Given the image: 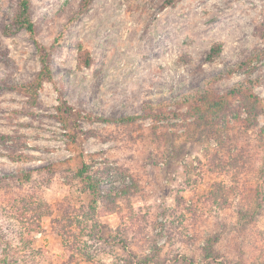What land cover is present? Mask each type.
<instances>
[{
	"label": "rangeland",
	"instance_id": "1",
	"mask_svg": "<svg viewBox=\"0 0 264 264\" xmlns=\"http://www.w3.org/2000/svg\"><path fill=\"white\" fill-rule=\"evenodd\" d=\"M18 1L0 0V87L28 83L37 44H58L36 105L0 91V264H264V56L238 68L264 50V0H30L34 38L10 28ZM256 79V116L228 98L201 120L180 100ZM145 104L164 116L100 121Z\"/></svg>",
	"mask_w": 264,
	"mask_h": 264
},
{
	"label": "trees",
	"instance_id": "2",
	"mask_svg": "<svg viewBox=\"0 0 264 264\" xmlns=\"http://www.w3.org/2000/svg\"><path fill=\"white\" fill-rule=\"evenodd\" d=\"M92 0H82L81 11L86 9ZM173 0H167L166 3H171ZM78 14H80V12ZM10 28L14 33L19 31H25L29 37L34 38L37 35V29L34 26L31 19V2L30 0H19L16 8L14 10V15L10 24ZM60 38V36L58 37ZM58 44V39H56L50 46L49 51L46 48L38 46V58L40 69L36 75L25 84L8 86L4 85L0 87V91H15L24 95L28 100L29 105L34 106L37 103L38 95L43 87L45 81L51 80V70L49 67V57L50 53L55 50ZM221 46L216 45L211 49L209 54V59L214 58L220 51ZM79 53V63L84 67H90L91 57L87 48L79 44L77 46ZM264 56V50L255 52V54L249 55V58L239 64L238 68H244L249 66L254 59L259 60ZM259 83V79L254 81L246 80L243 84H239L237 88H232L228 90L225 94H220L217 91L210 90L208 88L195 89L180 97L182 103H187L189 106V112L187 113L190 117H197L198 119L204 118L206 115H214L221 113L226 110L230 105L232 98H240L242 101V107L247 112L248 116L251 113H260V103L252 93L251 88L254 84ZM167 105L165 104H145L143 106V114L141 116H126L119 119H101L100 121L119 123V124H129L137 119H151L152 121H159L166 111ZM202 117V118H201ZM248 121V120H247ZM259 135L264 137V127L259 131ZM262 137V136H261ZM1 138V136H0ZM88 167L83 165L82 168L76 170L74 176L81 181L86 182L85 191L91 197V210L94 211L96 203L100 199V191L95 182L86 174ZM31 174L21 175L20 179L23 182H28L30 180ZM215 237H210L206 240L205 246L203 247V260L209 262L215 259L214 256V244L216 243Z\"/></svg>",
	"mask_w": 264,
	"mask_h": 264
}]
</instances>
